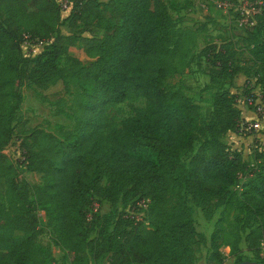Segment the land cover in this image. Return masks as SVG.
I'll use <instances>...</instances> for the list:
<instances>
[{"label":"trees","instance_id":"16d2710c","mask_svg":"<svg viewBox=\"0 0 264 264\" xmlns=\"http://www.w3.org/2000/svg\"><path fill=\"white\" fill-rule=\"evenodd\" d=\"M70 1L62 15L57 0H0V162L14 135L24 79L42 88L60 83L72 95L69 110L60 109L71 127L20 130L23 168L40 180L0 170V189L12 200L7 208L0 204V264H59L50 245L38 240L35 208L45 203L53 242L68 264H196L194 244L203 238L196 210L209 219L228 200L240 213L233 262L242 260L241 241L252 253L247 259L264 262V145L255 142L244 157L223 140L241 121L236 95L224 83L241 72L245 94L254 86L264 92V7L244 37L249 65L235 61L230 40L203 47L217 84L203 113L166 82L195 35L176 25L170 1ZM65 23L68 32L60 28ZM90 26L100 34L87 33ZM26 39L41 41L42 49L22 53ZM76 42L87 61L68 53ZM139 96L143 106L120 125L111 122L108 105ZM95 197L120 206L101 214L93 210Z\"/></svg>","mask_w":264,"mask_h":264},{"label":"rangeland","instance_id":"374dc122","mask_svg":"<svg viewBox=\"0 0 264 264\" xmlns=\"http://www.w3.org/2000/svg\"><path fill=\"white\" fill-rule=\"evenodd\" d=\"M167 1L171 2L169 10L176 20V25L181 28L187 27L191 29L195 35L192 39L188 55L184 58L175 57L171 68L173 71L166 78V82L175 88H181L192 101L200 105L202 112L206 113L211 107L212 95L217 84L213 80H210V75L215 68L206 59V56L202 52L203 47L207 48L210 44H218L221 41L230 40L235 50V61L242 65H249L250 62L246 59L248 57V46L244 37L246 30L251 24L237 23L239 15L234 9L238 5V2L242 0H225V2L232 3V7L219 5L217 0ZM247 1H250L251 5L257 11L264 7V0ZM60 28L63 32L69 31L66 23L62 24ZM92 29V26H90L86 32L89 34H100L99 31H92ZM262 33L264 35V14ZM42 45L43 43L41 41L26 39L21 43V50L24 54H33L39 52L42 49ZM68 53L84 62L87 61L79 42L70 45L68 47ZM61 61L63 62V60ZM248 79L250 81L248 83L251 85L254 77L250 75ZM244 80L245 76L241 72H238L232 78V84L228 85L225 82L224 86L229 87L236 95L237 102L241 108V121H251L257 118L263 124L264 116H258L254 110L255 95L259 93V89L257 86H254L250 94H245L243 92L245 88ZM19 90L23 98L16 112V119L14 120V135L3 148L6 155L0 162V170L5 171V168L14 171L22 170L23 175L29 181L37 182L40 180V174L24 169V165L21 162L22 154L19 147V141L21 139L20 130L22 128L38 126L55 133H60V131L71 127L72 119L62 113L60 109L69 110L72 95L66 93L60 83L51 84L46 88H42L29 83L28 78L19 84ZM143 105L144 98L139 96L112 103L108 105L106 112L111 122L120 125L123 119L131 116L138 107ZM239 132L241 134L243 132L250 133V131L244 130H239ZM223 140L226 142L229 140L230 143L232 141L230 138L227 140V137H223ZM255 142L258 143V140L250 139V141L244 144L242 142L240 144L239 142V145L243 146L244 157L251 155L250 151ZM7 163H11L9 167L6 166L8 165ZM0 175L2 177L1 173ZM101 182L105 186L110 184L106 178H103ZM94 200L93 210L97 209V212L101 214L111 211L115 206H120L118 203L114 206L104 197H95ZM11 201L1 188L0 204L2 207H9ZM37 207L35 210L39 215L42 227L38 235V240L41 243H48L50 245L51 251L59 264H68V259L64 257V250L60 249L53 242L50 226L47 224V208L49 205L45 203ZM135 213L138 214L137 211ZM236 213H238V206L232 200L216 206L209 219H205L199 208H197L195 225L198 231L203 234V238L194 244L196 264H229L234 261L235 255L230 251V243L233 240L232 231L235 229L234 215ZM238 214L240 215V213ZM90 225L89 222L86 223L87 227H90ZM16 233H19V231H16ZM212 233L214 235L213 238H211ZM90 235H94L93 230L90 231ZM240 246L241 250L238 254L241 258H251L252 253L245 249L243 241L240 242Z\"/></svg>","mask_w":264,"mask_h":264},{"label":"built area","instance_id":"2783aa9c","mask_svg":"<svg viewBox=\"0 0 264 264\" xmlns=\"http://www.w3.org/2000/svg\"><path fill=\"white\" fill-rule=\"evenodd\" d=\"M59 3L60 11L62 15L67 14V12L70 9V0H57ZM217 3L220 5H228V7H232V3L225 2V0H217ZM248 5V6H247ZM234 9V7H233ZM236 12L239 15V18L237 19L238 24H252L254 19V13L257 12L256 8L251 5L250 1L242 0L241 2H238V5L235 6ZM255 113L259 116H264V92L259 91V93H256L255 95ZM261 121L260 119H254L249 121H240L239 123V129L244 131H254L261 128ZM140 205H145L144 200L139 201ZM260 246L264 250V229L262 231V236L260 238Z\"/></svg>","mask_w":264,"mask_h":264},{"label":"crops","instance_id":"0c3cea01","mask_svg":"<svg viewBox=\"0 0 264 264\" xmlns=\"http://www.w3.org/2000/svg\"><path fill=\"white\" fill-rule=\"evenodd\" d=\"M254 117V116H253ZM240 129L237 131H227L224 135V138H230L232 141L231 143L229 140L227 141L232 147L241 150L242 155L244 154V149H242V145H239V142L244 144L250 141V139H254L255 141L258 140L260 145H264V123L261 125V128L258 130H254L253 132L247 133L243 132L242 134L239 132ZM248 151V150H247ZM249 152V151H248Z\"/></svg>","mask_w":264,"mask_h":264},{"label":"water","instance_id":"95a60500","mask_svg":"<svg viewBox=\"0 0 264 264\" xmlns=\"http://www.w3.org/2000/svg\"><path fill=\"white\" fill-rule=\"evenodd\" d=\"M229 264H264V262L256 261L253 259H242L240 261L231 262Z\"/></svg>","mask_w":264,"mask_h":264}]
</instances>
